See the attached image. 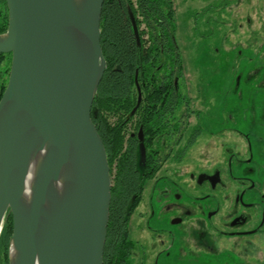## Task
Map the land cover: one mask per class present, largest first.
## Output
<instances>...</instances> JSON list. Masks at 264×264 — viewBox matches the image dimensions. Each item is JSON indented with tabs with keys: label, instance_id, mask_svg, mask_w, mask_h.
I'll return each instance as SVG.
<instances>
[{
	"label": "flooded vegetation",
	"instance_id": "flooded-vegetation-1",
	"mask_svg": "<svg viewBox=\"0 0 264 264\" xmlns=\"http://www.w3.org/2000/svg\"><path fill=\"white\" fill-rule=\"evenodd\" d=\"M253 1L116 0L133 73L127 90L101 109L99 134L112 185L103 264L256 263L248 257L264 235V178L256 179L264 174V121L234 120L232 103L241 98L242 84L252 81L264 94V40L261 66L244 82L241 65L255 59L241 57V50L252 49L249 40L244 48L228 42L224 58L213 56V65L229 64L227 73H214L213 85L196 68L190 86L176 3L198 35L194 46L203 43L200 31L210 21L225 44L228 34L220 29L232 23L236 32V7L245 9L251 28ZM209 16L213 20H204ZM120 65L126 73V64ZM211 145L221 148L220 156L208 158Z\"/></svg>",
	"mask_w": 264,
	"mask_h": 264
},
{
	"label": "water",
	"instance_id": "water-1",
	"mask_svg": "<svg viewBox=\"0 0 264 264\" xmlns=\"http://www.w3.org/2000/svg\"><path fill=\"white\" fill-rule=\"evenodd\" d=\"M5 2L0 55L12 61L0 100V236L12 216L9 264H103L112 185L92 117L107 67L105 0Z\"/></svg>",
	"mask_w": 264,
	"mask_h": 264
},
{
	"label": "rangeland",
	"instance_id": "rangeland-1",
	"mask_svg": "<svg viewBox=\"0 0 264 264\" xmlns=\"http://www.w3.org/2000/svg\"><path fill=\"white\" fill-rule=\"evenodd\" d=\"M2 2V0H0ZM177 8H178V16H177V23H178V34L177 37L179 41L181 42V50L182 55L186 64V74L190 83V86L195 82V77L198 71L196 68H198L199 72L201 73L202 77L206 79L209 84H214V73L218 72L223 75V73H227L229 70V64H225L224 62L220 65H213L212 64V58L213 56L217 57H223L227 54L224 52H228L232 45L231 43L228 44V42H235V43H242L243 47L247 46L248 44L245 43L247 40L251 42L250 46L252 49L250 51L244 49L241 50L242 54L241 57H255V59L251 62L249 65H241V72L243 73L242 81L244 82L247 78L248 73H254V70L257 69V67L261 66V60L257 59V56H260L261 53V42L264 40V0H255L253 1V9L249 11V17L251 19V28H247L246 24V13L245 9L241 7L234 8V15L231 18V20H235L234 24L237 27V30L235 33H233L231 29V24L227 26L226 28L220 29V32H226L228 34V41L225 44H222L217 40L216 34H214V29L217 27L212 21L207 26V23H205V27L202 28L203 33H201L199 36L203 37L204 41L203 43H200L199 45H192V40H196L195 38H198V35H194L192 28L190 26V23L185 19L183 16L184 14V7L181 6L178 2ZM257 6V7H256ZM254 8H257L258 10H254ZM259 8H261L259 10ZM212 16V15H211ZM205 17V19H211L213 18ZM185 19V20H184ZM225 21H227V18H221ZM242 27H239L240 25ZM222 34V33H221ZM202 39V40H203ZM220 51L219 53H216V51ZM197 57H200L201 60L195 59ZM12 61V58H11ZM11 67L10 57H5V61L1 67L0 73H1V79L8 81L9 79V73H7V70ZM219 69V71H218ZM195 74V75H194ZM258 81H252L249 82V86H246L245 84H242L241 91H240V99H236L237 102H233L232 105L237 109V112L233 115V119L240 122H252V124L256 123L257 125L264 121V112L262 109V106L264 104V94H261V90L257 88ZM212 87V86H211ZM211 92V90H210ZM209 92V94H210ZM240 106V108L238 107ZM237 107V108H236ZM238 139V138H234ZM239 140V139H238ZM219 143V142H218ZM214 145H211L209 147V153L210 156L208 157L211 159L217 157L218 153L219 156L221 155V148L218 150L214 148ZM221 147V145H220ZM196 152H198L196 150ZM219 163L222 164V159L219 158ZM262 165H264V159L259 160ZM264 178V174L260 176V178L256 177V179ZM251 260L256 261L255 264H264L262 261H264V235L261 236L258 240H256L253 243V247L249 251V257Z\"/></svg>",
	"mask_w": 264,
	"mask_h": 264
},
{
	"label": "trees",
	"instance_id": "trees-1",
	"mask_svg": "<svg viewBox=\"0 0 264 264\" xmlns=\"http://www.w3.org/2000/svg\"><path fill=\"white\" fill-rule=\"evenodd\" d=\"M144 1L148 4L150 0ZM145 19H148V17H145ZM123 23L116 0H105L101 18V45L107 67L93 103V111H95L96 115L92 117L98 132H101L99 126L102 117V107L127 90L133 73V54L127 35L121 31ZM7 28L8 8L5 0H2V2L0 1V35L4 34ZM7 56L10 57L11 62V54L0 55V70ZM121 62L126 64V73L119 71V69H122ZM8 72H10V68L7 70ZM7 83L8 81L1 79L0 73V100ZM12 232L13 219L12 216H9L0 236V264H9V246Z\"/></svg>",
	"mask_w": 264,
	"mask_h": 264
},
{
	"label": "bare ground",
	"instance_id": "bare-ground-1",
	"mask_svg": "<svg viewBox=\"0 0 264 264\" xmlns=\"http://www.w3.org/2000/svg\"><path fill=\"white\" fill-rule=\"evenodd\" d=\"M35 167H36V162H33V164L31 165V168L29 170V175H28V178H27V185H26V189L24 191V195L27 199L30 198L31 196V182H32V178H33V175H34V170H35Z\"/></svg>",
	"mask_w": 264,
	"mask_h": 264
}]
</instances>
